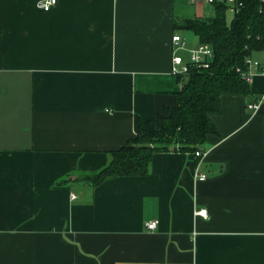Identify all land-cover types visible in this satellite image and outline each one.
<instances>
[{
	"label": "crops",
	"instance_id": "obj_1",
	"mask_svg": "<svg viewBox=\"0 0 264 264\" xmlns=\"http://www.w3.org/2000/svg\"><path fill=\"white\" fill-rule=\"evenodd\" d=\"M38 1L0 0V264H264V74L222 97L204 156L171 146L147 175L82 179L140 118L160 126L181 89L174 23L215 5Z\"/></svg>",
	"mask_w": 264,
	"mask_h": 264
},
{
	"label": "trees",
	"instance_id": "obj_2",
	"mask_svg": "<svg viewBox=\"0 0 264 264\" xmlns=\"http://www.w3.org/2000/svg\"><path fill=\"white\" fill-rule=\"evenodd\" d=\"M239 3L235 12L226 2H215L212 17L175 21L176 28L194 32L199 43L213 47L211 66L192 68L189 80L176 93L175 104L160 115V126L149 128L146 123L150 120L140 118L137 136L114 150L105 167L82 176L86 183L98 186L117 176L147 175L154 153L169 150L172 144L177 150L194 152L205 143L209 133L217 131L214 116L222 112L224 95L251 96V83L243 72L248 70L249 57L264 52V0ZM230 10L233 17L228 20Z\"/></svg>",
	"mask_w": 264,
	"mask_h": 264
},
{
	"label": "built area",
	"instance_id": "obj_3",
	"mask_svg": "<svg viewBox=\"0 0 264 264\" xmlns=\"http://www.w3.org/2000/svg\"><path fill=\"white\" fill-rule=\"evenodd\" d=\"M195 1V0H192ZM209 3L226 2L230 5L233 12L239 8V0H204ZM58 3V0H39L38 6L46 11L50 10L54 5ZM172 73L178 78V83L182 87L190 78V72L192 68L206 69L211 66L214 59V50L209 43H198L195 46H189V42L186 36L181 33H175L172 35ZM248 70L243 72V76L248 82L251 83L253 77L256 74H264V63L260 59H254L249 57L247 60ZM263 100L248 104V108L257 111L262 104ZM194 154L198 157H202L205 154V150L198 148L194 151ZM195 176L198 180H206L207 174L199 171L196 168ZM72 198H76V194L72 193ZM197 215L208 217V210L201 208L196 210ZM158 226V220L153 219L146 223L148 230H154Z\"/></svg>",
	"mask_w": 264,
	"mask_h": 264
},
{
	"label": "rangeland",
	"instance_id": "obj_4",
	"mask_svg": "<svg viewBox=\"0 0 264 264\" xmlns=\"http://www.w3.org/2000/svg\"><path fill=\"white\" fill-rule=\"evenodd\" d=\"M212 15V14H211ZM214 15V14H213ZM233 17V13L230 10L228 12V20H230ZM181 33L186 35L188 37L189 40H191L192 42H196L198 40L197 36L195 35L194 32L190 31V30H181ZM261 53L258 54L257 52L253 54L252 58L254 59H259L261 57ZM171 146H174V144H172Z\"/></svg>",
	"mask_w": 264,
	"mask_h": 264
}]
</instances>
